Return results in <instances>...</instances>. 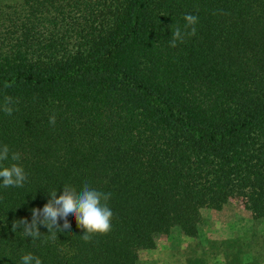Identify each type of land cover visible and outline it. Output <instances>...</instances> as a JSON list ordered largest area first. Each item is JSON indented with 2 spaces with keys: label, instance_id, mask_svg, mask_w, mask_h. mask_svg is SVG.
Here are the masks:
<instances>
[{
  "label": "trees",
  "instance_id": "16d2710c",
  "mask_svg": "<svg viewBox=\"0 0 264 264\" xmlns=\"http://www.w3.org/2000/svg\"><path fill=\"white\" fill-rule=\"evenodd\" d=\"M12 1L0 105L16 103L0 110V146L27 180L0 186V264H138L173 229L196 237L202 209L241 201L264 219V0ZM186 14L196 33L173 48ZM85 183L111 193L107 234L85 242L72 217L56 239L12 231L48 192Z\"/></svg>",
  "mask_w": 264,
  "mask_h": 264
},
{
  "label": "rangeland",
  "instance_id": "374dc122",
  "mask_svg": "<svg viewBox=\"0 0 264 264\" xmlns=\"http://www.w3.org/2000/svg\"><path fill=\"white\" fill-rule=\"evenodd\" d=\"M0 0V6L12 3ZM196 237L179 229L139 253L138 264H264V219H254L241 201L219 210L202 209Z\"/></svg>",
  "mask_w": 264,
  "mask_h": 264
},
{
  "label": "clouds",
  "instance_id": "9594fccd",
  "mask_svg": "<svg viewBox=\"0 0 264 264\" xmlns=\"http://www.w3.org/2000/svg\"><path fill=\"white\" fill-rule=\"evenodd\" d=\"M186 22L185 29H191L190 32H182L179 27L172 30L170 38V46L176 47L177 42H183L186 35H195V25L198 23V17L192 14L184 16ZM174 27V26H173ZM172 27V29H173ZM8 85L6 84L5 87ZM16 102L10 96H5L3 104L0 105L7 115L14 112V104ZM56 116L49 118V123L55 125ZM10 149L8 145L0 146V186L2 187H23L27 180V174L22 166L12 163L10 166H2V162L9 159ZM12 161H19L20 154L11 153ZM50 199L44 205L43 209H32V220L27 219L15 220L12 223V231L16 232L22 229V233L26 237L33 240L40 237V226L43 225L49 231L52 239H56L57 232L70 230L69 217L76 220L78 227L85 230L81 236L85 242L91 241L94 235H104L111 231L113 212L108 206L111 193H105L90 187L87 183L83 188L77 191L70 185L63 187V194L58 196V191L48 192ZM63 220V225L60 224ZM21 264H42L41 259L32 253L25 254L21 257Z\"/></svg>",
  "mask_w": 264,
  "mask_h": 264
}]
</instances>
